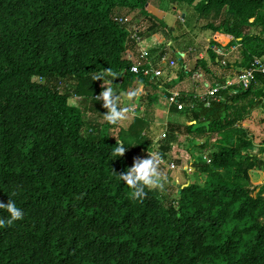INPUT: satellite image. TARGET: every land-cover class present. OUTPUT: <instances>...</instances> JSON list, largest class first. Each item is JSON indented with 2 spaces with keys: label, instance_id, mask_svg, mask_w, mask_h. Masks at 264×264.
Listing matches in <instances>:
<instances>
[{
  "label": "trees",
  "instance_id": "trees-1",
  "mask_svg": "<svg viewBox=\"0 0 264 264\" xmlns=\"http://www.w3.org/2000/svg\"><path fill=\"white\" fill-rule=\"evenodd\" d=\"M151 1L0 0V202L24 212L0 228V264H264V184L259 191L250 177L264 158L244 127L264 89L223 91L211 102L183 95L186 109L172 110L187 123L171 124L159 149L149 135L154 110L126 129L104 119L95 97L107 87L135 98L140 84H156L132 72L125 56L134 43L114 20L147 15ZM170 1L193 8L203 31L241 44L244 70L264 56V0ZM105 68L115 77L94 80ZM182 135L213 149L211 165L189 160L204 185L187 181L178 197L145 187L134 199L120 175L150 153L168 161ZM119 143L122 157L113 155Z\"/></svg>",
  "mask_w": 264,
  "mask_h": 264
},
{
  "label": "crops",
  "instance_id": "crops-1",
  "mask_svg": "<svg viewBox=\"0 0 264 264\" xmlns=\"http://www.w3.org/2000/svg\"><path fill=\"white\" fill-rule=\"evenodd\" d=\"M166 1V0H165ZM170 3L172 4V12H170L169 7H165L164 3H159V0H152L149 5L147 6V15H141L139 13H133V15L135 14L136 16H139L142 18V20H148L150 19V25L151 27L153 25H156L157 28L154 30L155 32H150L149 30L145 29V37L147 38V41L145 42L147 44V46L151 47V53H152V57L154 59L155 63L160 62V60L162 58H167L169 61H173V62H177L179 61V63H182L185 65V62H188L189 60L194 58V55L190 52H193L194 49L193 47L189 48V49H185V46L183 47V45L180 44L179 41L176 40V38H178L180 35H184L187 34L188 32H192L190 31L189 27L187 26V30L182 29L181 32H179V34L177 35H173V33L169 32V30H166L165 26L163 25L162 22H160L161 20H163L165 22V20L167 19V17L169 16H173L175 18H177L179 21H177V25L182 26L183 24L187 25L188 22H186L187 20V15H188V19L189 22L191 23L192 21V25L193 28L196 27L197 25V15L195 12H191L190 10L193 8H188V10L186 11V13H184L182 15V18L179 19V17H177V15L179 14V8L178 5H174L171 1ZM194 10V9H193ZM121 14H125L126 11H120ZM169 14V15H168ZM168 15V16H167ZM135 16V17H136ZM133 17V16H132ZM161 18V20H160ZM136 20H138L137 18H135ZM134 20V21H136ZM142 20H138L137 22H140ZM194 22V23H193ZM141 23V22H140ZM183 23V24H182ZM182 24V25H181ZM192 28V29H193ZM165 31V32H164ZM163 36L166 38L170 37L172 38V40H170L168 42V44H166V40L163 38ZM191 36V35H190ZM218 37H215V39H218L220 45L225 47V51L226 52H230L231 54L229 56H231L232 54L234 55V60L233 62H231L230 59H228V57H226L225 62L228 61L226 64L221 65H215L214 67H217L215 69L211 68L210 63H208V60L205 61L208 64V68L210 70V73L206 72V75H202V83L206 81L205 83V87L211 88L212 87V83L218 81V79H228L233 77L238 70L240 69L241 71L244 70L246 67L244 66V63L242 61V56H241V44H236L235 46L231 45V42L233 41V38L227 35H223V34H217ZM178 42V43H177ZM209 42H211L209 40ZM192 43V42H191ZM190 41L188 43V46L191 44ZM187 46V47H188ZM233 48H237L235 51L233 52ZM209 49V48H208ZM130 54H133L134 56H137V52L135 50V48L133 47V49L129 50ZM180 52V53H179ZM208 55V52H207ZM126 57V56H125ZM205 58L204 55L201 56V60H205L203 59ZM259 58H263L259 57ZM197 60H198V56L195 57V61L197 64ZM187 64V63H186ZM229 64L233 65V68L230 70L229 68ZM198 65V64H197ZM188 64L185 66L187 67ZM228 72H233V74L229 75ZM193 74L196 75V72L193 71ZM193 76V75H192ZM189 78L188 76H186V74H177L174 72V67H170L168 70L165 71L164 76L162 77L161 80L157 81V84H155L154 86L152 85H145V84H140L137 88V92H136V97H137V93L140 92L142 94H148L151 97L152 94H158L160 92V94H164V99L167 100L168 102V98L170 97L171 94L173 93H180L182 95H194L197 97H200V90L201 88L198 87L196 89H194L192 87V85L189 87ZM156 83V82H155ZM155 86H158V88ZM255 88H257V90H262L264 89V80H260V82L255 85ZM132 98L131 97V101L134 102V100L138 101L137 98ZM161 99V96H160ZM163 102L159 101L156 99H154V101L152 103H150L149 106L153 107L155 110V120L152 124V128L149 131V135L150 137L155 141V136L154 133H152L151 131H153L155 129V124L159 125L160 123H162V121H166L165 125L167 126L164 130V141L160 140V142L157 144L160 146H165V142H166V136L168 135L169 129L171 124H180V125H185L181 120L180 117L183 116L181 113H175L172 110L173 106L169 105L168 102V106L164 105L163 107ZM146 116V114L144 115V117ZM137 117V116H135ZM133 120V118H132ZM131 120V121H132ZM131 123V122H130ZM245 128H248L249 131L252 133V135L254 136L255 139V146H254V152H261L262 153V157L264 158V140L259 142V137H261L262 135H264V98L262 99V102L260 104V106H258L256 108V110L252 113V115L247 119V121L244 124ZM181 137H186V136H180L178 138V141L180 140ZM178 141L174 142L177 143ZM259 142V143H258ZM173 145V144H172ZM171 145V149L172 146ZM172 153V152H171ZM148 158V157H146ZM250 177L252 180V183L254 185H258V184H263L264 183V171H252L250 172Z\"/></svg>",
  "mask_w": 264,
  "mask_h": 264
},
{
  "label": "rangeland",
  "instance_id": "rangeland-1",
  "mask_svg": "<svg viewBox=\"0 0 264 264\" xmlns=\"http://www.w3.org/2000/svg\"><path fill=\"white\" fill-rule=\"evenodd\" d=\"M159 3H164L165 7H169L170 12H172V4L170 3V0H159ZM178 10H179V14L177 15V17L182 18V15L184 13H186V11L188 10V8H186L185 5H178ZM189 11V10H188ZM191 12H194L193 9L190 10ZM187 14V13H186ZM169 15V14H168ZM167 15V16H168ZM133 16V17H132ZM134 14H132L130 17H128L132 23H134L133 25H137L142 26L144 28H146L147 30L150 29L151 27V23L149 22L150 19L148 20H142L141 17L136 16ZM135 18H137L138 20H142L140 22H137L138 20H136ZM136 20V21H134ZM161 20V18H160ZM177 21L180 22V20H178L177 18L173 17V16H169L167 17V19L165 20V22L163 20H161L160 22L163 23V25L165 26L166 30H169V32L173 33V35H177L179 34V32L182 31V29L187 30V26L191 27L190 31L192 32H188L187 34L184 35H180L178 38H176L177 41L180 42L181 45H183V47L185 46V49H189L191 47H193L194 51L190 52L194 55V58L189 60L188 62H185V65L182 63H179V61L174 62V72L177 74H186V76H188L189 78V87L192 85V87L194 89L200 87V97H203L206 92H207V88L205 87V82L202 83V78H200L198 75L202 76V75H206V70L204 69V67L202 65L198 66L196 64L195 61V57L198 56V58L201 59V56L204 55L205 60L203 61H207L208 63H210L211 68H213L215 66V64L212 63V61H210L209 59V54L207 55V52H209V50H213V48L215 47H220V48H224V46L220 45L218 39H215V37H218L217 34L213 33V31H203L202 30V26L206 25L205 22H201L200 24L197 25L196 28H193L192 25V21L191 23L189 22L188 19V15H187V20L186 22H188L187 25L185 24H181L182 26L177 25ZM194 23V22H193ZM193 28V29H192ZM165 32V31H164ZM253 33H258V32H253ZM191 35V36H190ZM163 38L166 40V44H168V42L170 40H172V38L170 37H164ZM209 40L211 42H209ZM190 41V45L188 46V43ZM215 42L218 45H214ZM178 43V42H177ZM188 46V47H187ZM209 48V49H208ZM239 50V49H238ZM237 50V51H238ZM237 51H234L237 53ZM180 53V52H179ZM228 59L231 60V62H233L234 55L232 54L231 56L228 57ZM225 62L222 60V63ZM228 61H226L223 64H226ZM188 66L185 67L187 64ZM172 66V65H171ZM224 66V65H223ZM217 67H214L213 69H215ZM169 68H167L166 70H168ZM212 70V69H210ZM231 70V69H230ZM193 71L196 72V75L193 74ZM229 75L233 74V72H228ZM193 75V76H192ZM207 76V75H206ZM215 83V82H214ZM212 83V84H214ZM157 84V82H156ZM114 95L118 96V104L119 107L121 108H128L129 111L126 113V119L121 120L120 122L117 123L119 128H128V125L130 124L132 118H134L135 116H142L144 117L145 114H147V112H149V110H155L153 107L149 106L150 105V100L151 99H156L159 101L163 102V106L166 105L168 106V102L166 99L162 98L164 97V94H160V92L158 94H152L151 97H148L150 95L148 94H142L140 92L137 93V100H134V102L131 101V96L130 95H126L125 93L122 92H113ZM161 96V99H160ZM70 103L74 106L80 107V108H84V103L82 104L81 101H79L77 98H73ZM162 106V105H161ZM162 106V107H163ZM169 108V106H168ZM88 109V107H87ZM87 116H89V112L86 113ZM183 116L180 117V120L185 124L187 122V118L184 114H182ZM102 123H104L105 121L102 120ZM165 120L162 121V123H160L159 125L155 124V129L153 131H151L152 133H154L155 136V149H159V145H157L160 140L164 141V137L165 134L163 133L165 128L167 127L165 125ZM264 130V128H263ZM264 140V135H262L261 137H259V142ZM258 142V143H259ZM199 145H202V142H194L193 145H191L190 140H188L186 137H181L180 140L177 143H173V147H172V153L168 155V161L169 162H175L178 165V168L172 172L167 171V169L163 166L160 167L159 170L162 173V183H164V189L160 190L159 188H153V189H157L160 191V193H162L163 196L167 195L168 193H174L173 195L175 197L179 196L178 190L179 187L183 184H185L187 181H191L192 183H197L200 186L204 185L205 181H206V176L204 174H202L201 172H198L194 167L190 166L189 160L190 157H193V162H197L199 159H203L204 161H206V158L209 160L210 159V154L212 153L213 149H210V151H203L201 149H199ZM206 157V158H205ZM211 160V159H210ZM209 160V161H210ZM212 161V160H211ZM208 165H211V163H208ZM189 169H191V171H189ZM264 184V183H263ZM263 184H258L259 186V191L262 190ZM257 185V186H258Z\"/></svg>",
  "mask_w": 264,
  "mask_h": 264
},
{
  "label": "built area",
  "instance_id": "built-area-1",
  "mask_svg": "<svg viewBox=\"0 0 264 264\" xmlns=\"http://www.w3.org/2000/svg\"><path fill=\"white\" fill-rule=\"evenodd\" d=\"M114 20L115 23H118L122 26H127V30L134 43V48L137 52V56H134L133 54L129 53L130 51H127L125 57V59L132 63V72L134 74H142L145 78L154 83L161 80L166 69L174 67V62L169 61L167 58H162L160 62L155 63L152 57L151 47L147 46V44L145 43L147 41V38L144 35V27L140 25H133L134 23H132L131 20L126 17H115ZM236 49L237 48H233V52ZM213 50L218 56L223 59V61H225L226 57L231 54L229 51L226 52L224 48L220 47H215L213 48ZM198 76L200 78L202 77L200 75ZM260 77H264V59L254 57L248 69L242 71L241 73H236L233 77L225 79L224 82H221L219 80L216 81L211 88L207 89L206 94L203 97L199 98L211 102L214 99L219 98V94L223 91L236 93L237 90H249L260 82ZM98 96H100V94L95 98L97 99ZM185 96L180 93L171 94L168 98L169 105L178 107L180 111H184L186 107L181 102V98ZM77 99L81 101V99ZM209 102L208 105H210ZM147 155L140 157V159L146 158ZM149 155H156L158 157V159L160 160L159 168L164 166L169 172H172L178 168V165L175 162L171 163L163 159L157 153H150ZM209 160L206 158L205 162L212 163V161Z\"/></svg>",
  "mask_w": 264,
  "mask_h": 264
},
{
  "label": "clouds",
  "instance_id": "clouds-1",
  "mask_svg": "<svg viewBox=\"0 0 264 264\" xmlns=\"http://www.w3.org/2000/svg\"><path fill=\"white\" fill-rule=\"evenodd\" d=\"M115 73L111 71L110 68H105L99 75L94 76V80L102 79L104 77L113 76ZM98 100L103 101V107L107 109L104 114V119L110 124L116 125L123 119H126V113L129 111L128 108H121L118 104L119 97L113 94L111 88H106L100 96L97 97ZM126 147L123 143H119L113 152V155H118L122 157L126 152ZM160 160L156 155H149L148 158H137L134 165L129 167L126 172L120 175V178L126 182L127 185L134 189L133 198H140L141 200L146 196L145 187L164 189V183H162V173L159 170ZM191 171V169H189ZM0 209L6 210L10 216L7 220L0 218V228L4 227L7 223L11 225L16 220H22L24 217V212L16 206L14 200H10L9 203L4 204L0 202Z\"/></svg>",
  "mask_w": 264,
  "mask_h": 264
}]
</instances>
